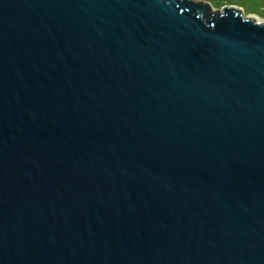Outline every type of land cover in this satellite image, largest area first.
I'll use <instances>...</instances> for the list:
<instances>
[{
    "label": "water",
    "instance_id": "95a60500",
    "mask_svg": "<svg viewBox=\"0 0 264 264\" xmlns=\"http://www.w3.org/2000/svg\"><path fill=\"white\" fill-rule=\"evenodd\" d=\"M0 264H264V20L0 0Z\"/></svg>",
    "mask_w": 264,
    "mask_h": 264
},
{
    "label": "rangeland",
    "instance_id": "374dc122",
    "mask_svg": "<svg viewBox=\"0 0 264 264\" xmlns=\"http://www.w3.org/2000/svg\"><path fill=\"white\" fill-rule=\"evenodd\" d=\"M207 3L213 10H222L226 7L240 9L246 17L252 16L264 20V0H198Z\"/></svg>",
    "mask_w": 264,
    "mask_h": 264
}]
</instances>
